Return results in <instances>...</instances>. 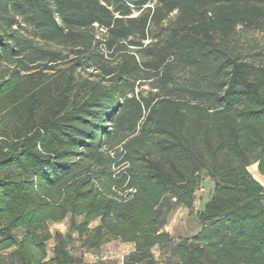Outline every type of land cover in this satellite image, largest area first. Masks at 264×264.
Masks as SVG:
<instances>
[{
    "label": "trees",
    "instance_id": "obj_1",
    "mask_svg": "<svg viewBox=\"0 0 264 264\" xmlns=\"http://www.w3.org/2000/svg\"><path fill=\"white\" fill-rule=\"evenodd\" d=\"M251 33L264 0H0V264H85L111 241L134 246L122 264H264ZM206 178L200 229L175 240Z\"/></svg>",
    "mask_w": 264,
    "mask_h": 264
},
{
    "label": "rangeland",
    "instance_id": "obj_2",
    "mask_svg": "<svg viewBox=\"0 0 264 264\" xmlns=\"http://www.w3.org/2000/svg\"><path fill=\"white\" fill-rule=\"evenodd\" d=\"M250 42L253 43L250 44ZM242 43L247 50L250 49L249 47H257L254 50V53H261L264 58V33H251L243 39ZM212 194L213 182L209 178H206L201 188L196 191L193 213H189V211L184 208L177 209L170 215L165 231L169 233L175 240L193 237L200 229L196 219V213L197 211L203 209L205 203L210 200ZM79 221H81V219H79ZM68 224L69 220L67 219L63 223L50 225V230L52 233L57 231L66 233ZM96 224L97 223L92 224V227ZM76 239L77 240L74 242L72 250L76 256H80L81 253H84V249L82 248V243L80 240H78L77 236ZM53 245V241L48 244L50 254ZM131 252L132 245L123 244L119 241H111L104 245L96 254L84 253L83 259L85 264H99L101 262L122 264L124 257L129 255ZM154 253L156 258L160 261L162 259L161 251L159 249H155Z\"/></svg>",
    "mask_w": 264,
    "mask_h": 264
},
{
    "label": "crops",
    "instance_id": "obj_3",
    "mask_svg": "<svg viewBox=\"0 0 264 264\" xmlns=\"http://www.w3.org/2000/svg\"><path fill=\"white\" fill-rule=\"evenodd\" d=\"M249 172L254 177V179H256L264 187V176H262L259 173L257 164L252 165L249 168ZM133 249H134V246L132 245V251H133Z\"/></svg>",
    "mask_w": 264,
    "mask_h": 264
}]
</instances>
